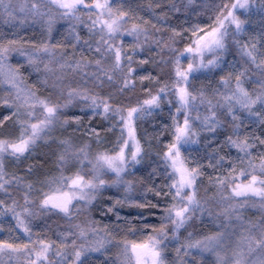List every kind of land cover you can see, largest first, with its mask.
Wrapping results in <instances>:
<instances>
[{"label":"trees","instance_id":"16d2710c","mask_svg":"<svg viewBox=\"0 0 264 264\" xmlns=\"http://www.w3.org/2000/svg\"><path fill=\"white\" fill-rule=\"evenodd\" d=\"M233 1L110 0V3H112L113 10L120 7L130 13L126 27H131L133 23L143 24L144 21H149V24L145 25L149 29V37L169 42L171 47L179 52L183 51L194 39L193 29L210 30L215 25L219 8L223 4H230ZM32 2L33 0H12L11 6L15 9L14 20L9 19L0 8V41L6 43L9 39H22V44L19 46H23L29 53L39 57L37 64L33 65L28 63L26 56L13 52L0 63L3 75V78L0 76V122H2L0 124V139L15 141L20 136L19 121L25 120L27 117L21 103L16 104L17 102L13 101V97L18 93L24 98L28 92H34L40 99L60 104L62 107L57 113L59 119L51 126L50 130L41 134L42 138L28 153H25L24 157H21L19 161L15 158H4V180L10 181V183L5 185L7 193L0 191V199L5 201V205L0 206V210L4 212V208L12 205L13 200L17 201L16 211L21 213L20 219L24 220L25 225L30 229V232L26 233L29 238L24 244L27 243L38 248V241L41 239L55 242L53 249L67 254L64 264H72L74 259L72 240H76L77 247L80 244L105 241V248L101 252L88 254L87 264H105V262L106 264H127V258L123 252V242H142L149 235H155L152 232V227L159 229L161 225H166L168 240L165 241L167 244L165 255L168 261L177 264L175 251L177 247L221 231V227L227 224L228 227L225 231L228 234V240L231 241L233 252L242 233L241 222H244L246 226L249 222L261 221L264 219V209L259 206V197H250L249 204L237 208L242 221H237L235 215L231 220H225L223 215H217L228 204L227 201L221 199V193L228 195L231 189L220 188L216 180L228 177L233 166L235 167L233 175L237 178V182L245 180V177L239 176L241 170L252 173L250 158L228 144L226 142L228 136L240 140L248 137L249 143L256 144V147L250 148L249 152L251 153V164L256 165L258 170L261 157L264 156V146L259 145V141H254L251 136H260L264 139V125L255 123V121H259L257 117V119L253 117L254 120L251 122V120L243 118V112L238 115L235 105V115L240 118V121H232L231 116L227 115L223 108L212 109L216 112L221 123L216 127L215 132H210L202 123L204 117L211 116L209 105L207 103L200 104L198 97L196 109L190 112L192 130L195 132L192 139L196 142L181 146V159L186 167H199V171L202 173L196 180V192L197 199L201 201L206 210L204 212L197 211L192 220L179 230L174 231V226L166 218L165 209L174 203L179 206L180 198L177 197L176 200L172 198L175 189L169 190V186L174 180L179 179V174L174 173L171 167L165 165L163 156L167 151V145L174 142L176 126H182L184 121L183 111L176 112L179 107L178 97L171 90L172 85L178 79L175 75L174 63L176 53L168 48L161 52L160 48L151 42V39L146 42L144 36L141 35L140 43L143 45V50L136 49L131 65L135 69L130 77L133 83L120 91L123 87V74L119 71L115 73L112 82L102 77L103 84L92 75V73L100 74L94 63L95 60L102 59L104 67H109L113 59L111 53L107 58H104L101 53L95 52L96 41L100 39L98 29L90 33L84 23L71 18L60 19L57 17L49 40L46 31L47 25L44 22L47 17L34 19L27 11H19L20 7L25 4L30 8ZM43 10L47 11V9ZM236 14L245 21L244 30L236 33L234 26L229 27V35L226 38L227 47L218 61L219 66L200 68L189 74V91L197 94L203 91L205 100H211L213 105L218 101L221 104L224 103L219 95L226 91L221 83V77L227 78L231 73L230 87L234 88L237 70L251 67L248 57L242 51L243 45L256 42L259 47H264V2L255 0L248 10L238 11ZM162 16L165 18L158 19ZM81 20L90 23L87 14H82ZM152 24L161 30L156 31L151 27ZM173 28L181 33L175 37L174 42L169 39L172 37L171 29ZM73 29H75L74 32ZM76 33L81 38L79 42L75 39ZM85 40L89 42L91 48L84 43ZM23 41L34 42L36 45L47 41L59 46L52 50L54 58L50 60L48 54L34 53L31 44H25ZM116 44H121L120 38L116 40ZM135 44L136 40L133 36L123 35L122 46L129 54H132ZM249 50L251 49L249 48ZM215 56L216 53L205 56V64L209 59H215ZM142 59L148 60V63L141 65L139 61ZM190 60L191 58L187 54L181 57V71L187 69ZM78 61L86 66L74 70ZM229 62H233L234 68L228 66ZM45 63L48 64V69H45ZM61 64L64 67H61ZM13 75L16 77V88L13 87L16 89L15 93V89L7 88L9 85L12 86L9 81ZM141 76H151L153 79L141 81ZM6 77L8 79L4 82ZM255 79L256 77H252L251 80H245L244 86L253 90ZM3 83L5 84L3 85ZM165 84L169 86V90L160 94L159 107L149 108L145 105L144 107L148 111L141 118L134 117L133 119L135 138L141 146L142 159L139 164H130L126 168L121 175V182L113 184L112 181L115 180L113 175L103 171L101 177L108 183L95 193V199L90 203L87 200H73L69 216H65L57 210L49 212L39 207L44 193L54 194L57 189H62L61 176L74 177L79 172L86 179L91 178L94 175V170L89 161L94 163L95 157L99 153L110 155L117 153L125 138L124 130L122 134L123 125L119 115L110 112L105 116L102 108L94 110L90 106L91 100H84L76 94L69 96L72 89L81 93L87 90L86 94L89 96L108 98L113 107L125 109L123 115L126 116L128 108L142 105L144 100L150 99L152 95H157L159 89ZM15 106L22 111L21 116L17 115ZM256 108L258 109L259 105ZM40 111V108L37 107L35 115L39 116ZM197 114L200 116L198 120L195 119ZM173 117L176 118L175 121ZM65 120L68 121L67 124L63 123ZM32 122L35 120L33 119ZM237 122H242L241 127L234 130L232 125ZM61 141H67V144H62ZM66 148L68 152L65 151ZM80 148H85L87 159H84L83 154L79 158L71 155L72 152ZM62 154L66 155L67 163L61 166L59 157ZM220 156H224L225 160L221 165H217L216 161ZM80 160H83V163H80ZM210 163L215 167H210ZM29 168L31 171L28 170ZM2 182L0 181V183ZM29 184L32 185L31 191L27 187ZM157 191L161 195L157 196ZM185 191L191 190L185 189ZM25 193H28L29 200L32 201L27 205L32 215L23 212ZM117 201L122 203L117 204ZM253 201L256 202V206H252ZM136 204L145 206L136 207ZM151 205H156V207ZM109 208L112 211H109ZM117 215L120 216L119 220ZM3 216L14 217L11 212H5ZM14 219L17 224V219L15 217ZM145 224L150 227L144 228ZM93 228L96 229L95 232L91 230ZM80 229L85 230L86 241L83 239L84 237L79 236ZM61 233H71V235L65 241L62 239ZM253 233L255 234V230ZM107 241L112 242L107 243ZM62 243L69 246L59 248L58 246ZM189 252L191 253L190 249ZM181 254H183V250ZM192 256H196L195 261ZM50 258L59 259L54 256V253H50ZM184 259L187 264L212 263L199 256L198 253H191ZM0 264H25V257L21 255L19 260L15 257L9 260L7 256H4L0 258Z\"/></svg>","mask_w":264,"mask_h":264},{"label":"snow or ice","instance_id":"6c2138e0","mask_svg":"<svg viewBox=\"0 0 264 264\" xmlns=\"http://www.w3.org/2000/svg\"><path fill=\"white\" fill-rule=\"evenodd\" d=\"M262 2H264V0H262ZM254 3L255 0H235L234 3L223 4L219 8V14L215 18V25L208 31L200 28L193 29L192 36L194 39L191 40L190 44L185 47L183 51L179 52L172 48L169 42L151 39L149 37V29L145 27V25L149 24V21H144L143 24L133 23L131 27H126L128 19H130V13L124 11L120 7L113 10L110 0H33L30 8L25 4L19 9L20 12L27 11L34 19L37 17L40 19L47 17V19H44V22L47 25L46 31L49 40L51 39L53 25L57 17L60 19L71 18L80 23H84L90 33L98 29L100 39L96 41L94 50L97 53H101L104 58H107L109 53H111L113 59L109 67H104L102 59L95 60L94 63L100 74L97 75V73H92V75L103 84L104 80L102 77L112 82L115 78V73L119 71L123 74V87L120 91L128 88L133 83L130 77L135 69L131 65L133 63V55L136 54V49L139 48L143 50V45L140 43L141 35L144 36L146 42L151 39V42L160 48L161 52H163L165 48H168L170 51L176 53L174 63L175 75L178 79L172 85L171 90H173L178 97L179 107H177L176 112L180 113L183 111L184 121L182 126H176L174 142L167 145V151L163 156L165 165L171 167L174 173L179 174V179L174 180L169 186L170 191L172 188L175 189V193L172 197L173 200H176L177 197L180 198L179 206L174 203L171 207L165 209L167 212L166 218L174 226V231L179 230L188 221L192 220L197 211L204 212L206 210L201 201L197 199L196 192V180L202 173L199 171V167H186L184 161L181 159V146L196 142L192 139V137L195 136V132L192 130L190 112L196 109L198 97L200 104L207 103L209 105L211 116L204 117L202 123L210 132H215L216 127L221 123L217 118L216 112L212 111V109L223 108L226 110L227 115L231 116L232 121H240V118L235 115V105H239L241 109L246 110L249 116L257 117L259 123L264 125V58L258 59V55L264 57V53H258L256 42L245 44L242 47V51L248 57L251 67H244L241 70H237V74L235 75V87H230L232 81L231 73H229L227 78L221 77V83L226 90L224 93H219L224 101L223 104L218 101L217 104L213 105L211 100H205L203 91L197 94L193 91H189L188 87L190 73L200 68L219 66L218 61L227 47L226 38L229 35V27L234 26L236 33L244 30L243 26L245 21L240 19L236 11L238 9L248 10ZM11 5L12 0H7V3H5V0H0V8L3 9V12L9 19L14 20L15 16L13 13L15 9H13ZM157 7H159V5H157ZM43 9H47V11ZM82 14H87L90 23L81 20ZM164 18L163 16L158 17V19ZM21 23H23V21H21ZM151 27L155 28L156 31L161 30L156 28L155 24H152ZM74 31L75 29H73V32ZM171 32L172 37L169 39L174 42L175 37L179 36L181 33L175 28L171 29ZM125 34L133 36L136 40V44L132 49V54H129L122 46V37ZM118 38L121 39V44L119 45L116 44ZM75 39L77 42L80 41L81 38L78 33L75 34ZM236 42L238 43V41ZM23 43H30L34 53L48 54L50 60L54 58L52 50L59 46L50 44L47 41H44L40 45L28 41H23ZM84 43L88 45L89 48L92 47L87 40H85ZM21 44L22 39H9L6 43L0 41V63L6 60L11 53L17 52L21 56H26L29 64H37L39 57L29 53L23 46H19ZM73 47H75V45H73ZM249 48L251 50H249ZM206 52L216 53V56L215 59H209L205 64L204 54ZM185 54H188L191 60L188 63L187 69L181 71L180 59L185 56ZM197 60H199V63H196ZM125 62L127 67L126 72ZM139 63L143 65L148 63V60L142 59ZM44 66L45 69H48L47 63H45ZM69 66L71 67V65ZM85 66V64L78 61L74 70L76 68L82 69ZM61 67H64V65L61 64ZM38 70L37 68V71ZM16 71L18 72V69ZM252 77H256L254 81L255 88L249 90L244 84L245 80H251ZM15 78V75H13V78L9 81L13 87H16ZM146 79H153V77H140L141 81ZM167 90H169V86L165 84L159 89L157 95H152L150 99L144 100L142 105L128 108L126 110L127 115L125 116L123 115L125 109L113 107L108 98L89 96L86 94L87 90L81 93L76 89H72L69 92V96L76 94L81 96L84 100H91L90 106L94 110L102 108L105 116L110 112L114 115H119L120 122L123 125L122 134L123 130L126 129L128 138L135 144V150L131 152L130 159L126 157L125 148L128 146L129 139H125L123 140V147H120L117 153L112 155L107 153L97 154L94 163L89 161V163L92 164L95 175L88 179L79 172H77L74 177L61 176L60 183L62 188H66L67 191L57 189L59 194L44 193L43 198L40 200L39 207L49 212L57 210L65 216H69L73 200H87V202L90 203L95 199V193L108 183L101 177L104 170H109L116 174V180L112 181L113 184L121 182V173H123L130 164H139L142 159V149L139 141L135 138L133 119L134 117L136 119L141 118L142 115L148 111V109L144 107L145 105L149 108L153 106L159 107L160 94L165 93ZM17 99H20V97L18 96ZM5 103H7V101H5ZM257 105H259L258 109L256 108ZM21 107L25 108L27 118L19 121L20 136L15 141L0 139V181H3L0 183V191L5 193L8 191L5 185L10 183V181L4 180L5 154L14 157L17 161H19L21 157H24L25 153H28L36 142L42 138L41 134L50 130L51 126L59 119L57 113L62 106L57 103H51L46 99H40L34 92H28L23 98ZM37 107L41 110L39 116L35 115ZM33 119L35 122H32ZM175 119L176 118L173 117L174 121ZM195 119H200L199 114H197ZM63 123L67 124L68 121L65 120ZM241 123L242 122L233 123V129H239ZM0 124H2V122H0ZM113 127H115V125H113ZM96 135H98V133H96ZM253 140L259 141V145L264 146V139L260 136H255ZM226 142L237 148L240 152L245 153V155L250 158L249 163L252 167V173L241 170L239 176L245 177V180L237 182V178L233 175L235 172V167L233 166V170L229 173L228 177L217 178L216 183L220 188L227 187L231 189L228 195L221 193V199L227 201L228 204L223 211L217 215H223L225 220H231L233 215H235L237 221H242L241 216L237 212V208H242L249 204L250 197H259V206L264 209V156L261 157V163L257 170V166L251 164V153L249 152L250 148L256 147L255 143H249L248 137L240 140L239 138L233 139L232 136H228ZM61 143L67 144V141H61ZM65 151L68 152V149L66 148ZM81 154H83L84 159H87L85 148H80L71 153L72 156L77 158H79ZM224 160L225 157L220 156L216 164L221 165ZM59 162L61 166L67 163L66 155L62 154L59 157ZM80 163H83V160H80ZM209 166L215 167V165L211 163ZM28 170L31 171V168ZM27 187L29 191H31L32 185L29 184ZM185 189H190L191 191L186 192ZM156 195L159 196L161 193L157 191ZM31 202L28 193H25L23 206V212L25 214L32 215L30 209L27 207ZM116 203L119 204L122 202L117 201ZM4 205L5 201L0 199V206ZM16 206L17 201L13 200L12 205L6 206L4 212H0V215H3L5 212H11L17 219L18 226L23 227L25 233H29L30 229L25 225L24 220L20 219L21 213L16 211ZM135 206L142 208L145 205L136 204ZM151 206L156 207V205ZM252 206H256L255 201L252 202ZM108 210L112 211L111 208ZM209 214L211 215V212H209ZM117 219H120L119 215H117ZM77 227L79 228V226ZM149 227L150 226L147 224L144 225V228ZM227 227L228 225L224 224L221 227V231L215 232L202 239H197L194 242L189 241L177 247L175 249L177 264H187L184 257L191 255L189 249H198L201 253H212L216 257L217 264H264V219L257 223L249 222L246 226L244 222H241L242 233L238 238L236 249L232 252L231 260H229L226 255L222 256L220 254V250L226 247L228 234L225 229ZM91 230L93 232L96 231L95 228ZM253 230H255V234ZM152 232L155 235H149L142 242H123V252L127 258V264H169L165 255L167 250L165 241L168 240L166 225H161L159 229L152 227ZM60 235L62 239L66 241L71 233H61ZM85 235V230L80 229L79 236L84 237ZM108 235L111 234L108 233ZM189 236H191V233H189ZM111 242L112 241H107V243ZM54 243L55 242H48L41 239L38 241L39 247L37 248L27 243L13 244L7 241H0V258L7 256L9 260H12L13 257L19 260L20 256L23 255L25 257V264H64L67 259V254L53 249ZM105 243V241H97L94 244H80L77 247L76 240H72L71 246L74 249L72 264H87L88 254L91 252H101V250L105 248ZM68 246V244L62 243L58 247L67 248ZM182 250L183 254H181ZM50 253H54V256L59 259L50 258ZM192 259L195 261L196 256H192Z\"/></svg>","mask_w":264,"mask_h":264},{"label":"rangeland","instance_id":"374dc122","mask_svg":"<svg viewBox=\"0 0 264 264\" xmlns=\"http://www.w3.org/2000/svg\"><path fill=\"white\" fill-rule=\"evenodd\" d=\"M234 2H235V0L233 1V3ZM238 11H246V10H244V9H238L236 12H238ZM257 50H258V53H264V47H259V45H257ZM210 54H214V53H212V52H206L204 54V57L205 56H208ZM259 58H264V57H261V56L258 55V59ZM196 63H199V60H197ZM228 66L231 67V68H234L233 62H229L228 63ZM196 71H198V70H196ZM0 76L3 78L2 69L1 68H0ZM7 79L8 78L6 77L4 79V82H6ZM4 84L5 83H3V85ZM3 87L5 88L6 86H3ZM7 88L8 89H11V90H14L16 87L13 89V86H10L9 85V86H7ZM15 92H16V89H15L14 93ZM18 96L20 97V99H17ZM22 99H23V95H21L19 93H18L17 96L15 95L13 97V101L17 102L16 104H18L19 102L22 104V102H23ZM236 106L237 107H236L235 111L238 112V115H241V113L243 112L244 113L243 114V118H245L247 120H251V122H252V120H254L253 119V116H249L246 110L241 109L239 105H236ZM15 109L17 110L16 111L17 115L18 116H21L22 111L19 109V107L15 106ZM255 123H259V121H255ZM124 135H125L124 140L125 139H129L128 138V133H127V130L126 129L124 130ZM251 137H252V139L254 138L253 136H251ZM120 147H123V143H122V145ZM134 150H135V144H134V142L132 140L129 139L128 146L125 148V155H126V157L130 159L131 152L134 151ZM4 158H14V157L5 154V157ZM104 171H106V172L110 173L111 175H113L114 179L116 180V174L114 172H111L109 170H104ZM122 174L123 173H121V175ZM94 175H95V172H94ZM61 190L67 191L66 188H62ZM54 194H59V193L56 192ZM0 212H3V211L0 210ZM14 220H15L14 217H6V216H3V215H0V241H7V242L13 243V244H24L28 240L29 236L25 233V231L23 230V228L21 226H18V224H15V221ZM83 239L86 241V237H84ZM190 251H191L192 254H194V253L197 254L198 253L199 256L204 257V258L210 260L212 262L211 264H217L216 257L212 253H209V252L201 253L198 249H190ZM220 254L222 256H225L226 255L229 258V260H231V258H232V250H231V241L230 240L227 239L226 247L220 250ZM169 264H175V263L169 261Z\"/></svg>","mask_w":264,"mask_h":264}]
</instances>
